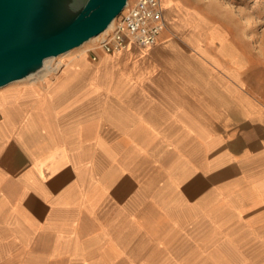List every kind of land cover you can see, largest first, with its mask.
<instances>
[{
    "label": "crops",
    "instance_id": "crops-1",
    "mask_svg": "<svg viewBox=\"0 0 264 264\" xmlns=\"http://www.w3.org/2000/svg\"><path fill=\"white\" fill-rule=\"evenodd\" d=\"M197 18L0 87V264H264V103Z\"/></svg>",
    "mask_w": 264,
    "mask_h": 264
},
{
    "label": "water",
    "instance_id": "water-1",
    "mask_svg": "<svg viewBox=\"0 0 264 264\" xmlns=\"http://www.w3.org/2000/svg\"><path fill=\"white\" fill-rule=\"evenodd\" d=\"M127 0H0V87L103 31Z\"/></svg>",
    "mask_w": 264,
    "mask_h": 264
},
{
    "label": "rangeland",
    "instance_id": "rangeland-1",
    "mask_svg": "<svg viewBox=\"0 0 264 264\" xmlns=\"http://www.w3.org/2000/svg\"><path fill=\"white\" fill-rule=\"evenodd\" d=\"M133 0H130V3ZM178 8L186 11L193 24L189 27L177 25L176 29L168 28V32L172 33H193L196 31V22L203 5L208 9L214 21L217 23L223 19H228L232 23L231 42L234 48L242 52L245 57V70L242 73L243 79L246 80V91L253 100L264 103V0H170ZM178 13V12H177ZM176 16V15H175ZM177 21V19L175 18ZM165 21L169 22L168 19ZM175 21V22H176ZM196 21V22H195ZM209 22V23H208ZM212 26V21L208 19L206 24ZM200 24V23H199ZM201 26V25H200ZM206 26V25H205ZM165 29L164 28L162 29ZM200 31V30H199ZM198 31V32H199ZM210 29H204L205 32ZM200 32L203 33L201 30ZM200 35V34H199ZM99 40L86 44L87 46L76 47L69 50L60 58H55L52 63L57 60L64 62L76 63L77 56L82 53L88 55L96 49ZM94 48V49H93ZM85 56L83 59H85ZM62 59V60H61ZM75 59V60H74ZM74 60V61H72ZM58 72L52 71L49 75L55 77ZM55 75V76H54ZM36 76L23 80H37Z\"/></svg>",
    "mask_w": 264,
    "mask_h": 264
},
{
    "label": "built area",
    "instance_id": "built-area-1",
    "mask_svg": "<svg viewBox=\"0 0 264 264\" xmlns=\"http://www.w3.org/2000/svg\"><path fill=\"white\" fill-rule=\"evenodd\" d=\"M164 26L160 0H133L114 18L111 29L99 40L97 48L114 53L130 43L152 46ZM91 59L96 60V55L92 53Z\"/></svg>",
    "mask_w": 264,
    "mask_h": 264
},
{
    "label": "bare ground",
    "instance_id": "bare-ground-1",
    "mask_svg": "<svg viewBox=\"0 0 264 264\" xmlns=\"http://www.w3.org/2000/svg\"><path fill=\"white\" fill-rule=\"evenodd\" d=\"M130 3V0H127V5ZM160 4H161V7H162V11H163V16H164V18L165 19H168L169 21H171V24L173 25V27L175 28L178 24H177V22H175L176 20H175V18L178 20V15H179V20H181V21H184V20H186V18L187 17H184L183 15H182V13H180V14H178L177 13V8H176V6H175V4H173V2L172 1H170V0H160ZM176 15V16H175ZM113 22H114V19H112L111 20V22L109 23V25L103 30V31H101L100 33H98L97 35H95V36H93V37H91L90 39H88L87 41H85L81 46V48H83L84 49V47L85 46H87L86 44H89V43H91V42H94V41H96V40H100L110 29H111V27H112V24H113ZM226 22V24H224L223 26H228V22L229 21H224V23ZM201 25V26H200ZM199 25V27L201 28V30H203L204 31V29L206 28V24H205V22H201V24ZM176 29V28H175ZM220 32H223V30L221 29V28H219L218 26H215V28H212L211 29V34H212V36H219V34H220ZM96 48H97V46H96ZM94 49V48H93ZM221 49L222 50H228L229 49V47H228V45H224V43L223 44H221ZM68 52V51H67ZM67 52H65V53H67ZM65 53H62V54H60V55H58V56H55V57H48V58H46V59H44V61H43V68L38 72V74H36L35 76V78H37V80H44V81H48V80H51V79H53L54 77L52 76V75H49L52 71H56V72H58L57 70H58V68H60L61 67V70L59 71V72H63V71H65V70H67V69H71V70H73L74 71V69H73V67H72V63L71 62H64V61H59V60H57L55 63H52V61L55 59V58H60L61 56H63ZM84 57V54H82V53H80L78 56H77V58H76V60H78V59H81V58H83ZM62 60V59H61ZM66 73V72H65ZM70 73V72H69ZM68 73V74H69ZM74 73V72H73ZM67 74V75H68ZM66 75V74H65ZM55 76V75H54ZM64 76V75H63ZM33 77V76H32ZM62 77V76H61ZM29 78V77H28ZM58 81V80H57ZM60 81V80H59ZM58 81V82H59ZM63 82V81H62ZM58 85V84H57ZM40 86H42V85H40ZM53 86V85H52ZM56 87V86H55ZM17 88H19V87H17ZM23 88V87H22ZM31 88V87H30ZM39 89V88H38ZM12 89H10V92H8V93H11V92H13V91H11ZM19 90V89H18ZM32 90H34V89H32ZM53 91L55 90V91H57V89L55 88H53L52 89ZM7 91V90H6ZM35 91V90H34ZM40 91V90H39ZM48 91V90H47ZM5 91H3V93H4ZM18 92V91H17ZM81 92H82V90H81ZM1 93V92H0ZM40 93H41V91H40ZM39 93V94H40ZM52 93H54V92H52ZM15 94H17V93H15ZM21 94H23V93H21ZM35 94V93H34ZM38 93H36L35 95H37ZM61 94V93H60ZM28 95H30V94H28ZM52 94L50 93V95L49 96H51ZM24 96V95H23ZM58 96V95H57ZM75 96H77V95H75ZM4 97V96H3ZM7 96H5V98H6ZM21 97V96H20ZM26 97V96H25ZM25 97H22V98H24L25 100H28L27 98H25ZM29 97V96H28ZM46 97H47V95H46ZM80 97V96H79ZM8 98H10V97H8ZM13 98H15V96L13 97ZM36 98V97H35ZM43 98V97H42ZM55 98V97H54ZM74 98V97H73ZM81 98V97H80ZM4 99V98H3ZM19 99H21V98H19ZM50 99V98H49ZM53 99V98H52ZM51 99V100H52ZM17 100H18V98H17ZM24 100V101H25ZM43 100H44V98H43ZM43 100H41L42 102H43ZM21 101V100H20ZM70 101V100H69ZM77 101V100H76ZM39 102H40V100H39ZM29 103V102H28ZM31 103V102H30ZM41 103V102H40ZM71 103V102H70ZM74 103V102H73ZM15 104V103H14ZM14 104H13V106H14ZM19 104V103H18ZM23 104V103H22ZM32 104V103H31ZM39 104V103H38ZM72 104V103H71ZM71 104H70V106H71ZM20 105V104H19ZM68 105V104H67ZM3 106V105H2ZM21 106V105H20ZM38 106H40V105H38ZM70 106H69V108H70ZM5 107V106H4ZM66 107V106H65ZM3 108V107H2ZM63 108V107H62ZM3 109H5V108H3ZM21 109H23V108H21ZM37 109V108H36ZM36 109H34V110H36ZM60 109V108H59ZM68 109V107L66 108V110ZM16 110V109H15ZM61 110V109H60ZM55 111H57V110H55ZM65 111V110H64ZM64 111H61V112H64ZM3 112V111H2ZM5 112V111H4ZM3 112V113H4ZM35 112V111H34ZM58 112H59V110H58ZM30 114V113H29ZM39 114V113H38ZM43 114H44V112H43ZM59 114H60V112H59ZM58 114V115H59ZM6 115V114H5ZM26 115V114H25ZM7 116V115H6ZM22 116V115H21ZM33 116V115H32ZM36 116H38L39 117V115H37L36 114ZM45 116V115H44ZM43 116V117H44ZM25 117V116H24ZM30 117V116H29ZM28 117V118H29ZM38 117H36V118H38ZM42 117V118H43ZM4 118V117H3ZM27 118V119H28ZM79 118V117H78ZM7 119V118H6ZM46 119V118H45ZM5 120V119H4ZM10 120V119H9ZM37 120H39L38 122L40 123V117L37 119ZM65 120V119H64ZM70 120V119H69ZM74 120V119H73ZM30 121V120H29ZM42 121V120H41ZM45 121V120H44ZM43 121V122H44ZM66 121V120H65ZM25 122V121H24ZM24 122H23V124H24ZM72 122V121H71ZM78 122V121H77ZM9 123H11V122H9ZM30 123H31V125H33L32 124V121H30ZM30 123L28 124V126H30ZM45 123V122H44ZM80 123V122H79ZM12 124V123H11ZM68 124V123H67ZM78 124V123H77ZM18 125V124H17ZM20 125V124H19ZM47 128H48V124H47V121H46V123L44 124ZM43 125V126H44ZM48 125V126H47ZM65 125V124H64ZM12 126V125H11ZM22 126V125H21ZM43 126H41L42 128H45V126L43 127ZM13 128V127H12ZM21 128V127H20ZM19 128V129H20ZM31 128V127H30ZM49 128H50V126H49ZM27 129H25V131H26ZM29 130V129H28ZM41 130V129H40ZM47 131V130H46ZM50 131V130H49ZM22 132V131H21ZM20 132V133H21ZM23 132H24V130H23ZM16 133H18V130H17V132ZM27 133V132H26ZM35 133V132H34ZM33 133V134H34ZM45 133V132H44ZM50 133H51V131H50ZM22 134H25V132L24 133H22ZM32 134V135H33ZM51 134H53V133H51ZM29 135H31V134H29ZM44 135H46V133L44 134ZM54 135V134H53ZM52 135V136H53ZM2 136V135H1ZM40 137H43V136H41V134L39 135ZM16 137V136H15ZM17 137H19V136H17ZM21 137V136H20ZM19 137V138H20ZM32 137V136H31ZM34 137V136H33ZM37 136H35V138H36ZM46 137H47V135H46ZM57 137V136H56ZM38 138V137H37ZM54 138H55V136H54ZM23 139V138H22ZM34 140V139H33ZM32 140V141H33ZM36 140H38V139H36ZM46 140V139H45ZM29 141V140H28ZM34 142V141H33ZM36 142V141H35ZM55 142H56V140H55ZM26 143V142H25ZM32 143V142H31ZM47 143H49V142H47ZM30 144V143H29ZM21 145V144H20ZM52 145V144H51ZM55 146H57V145H55ZM25 149V148H24ZM50 149H52L51 147H50ZM56 149H54L53 151H55ZM58 150V149H57ZM23 151H25V150H23ZM59 151V150H58ZM38 152V151H37ZM36 152V153H37ZM32 155V154H31ZM30 155V156H31ZM56 155V154H55ZM34 156H36V155H34ZM38 156V155H37ZM42 157V156H41ZM54 159V157H52V159H51V161ZM59 159H61V157L59 158ZM63 159V158H62ZM55 160V159H54ZM57 160H58V158H57ZM70 160H71V158H70ZM62 161V160H61ZM52 164H51V167H53V169L52 170H54V167H55V164L57 165V163H55V162H51ZM53 163H54V166H52L53 165ZM59 166V163H58V165H57V167ZM19 169V168H18ZM58 169H60V167L58 168ZM19 172V171H18ZM8 173V172H7ZM11 173V172H10ZM13 173V172H12ZM53 173V172H52ZM18 174V173H17ZM25 174V173H24ZM23 173H22V175H24ZM14 175V174H13ZM16 175V174H15ZM65 175V174H64ZM6 176H8V174L6 175ZM25 176V175H24ZM39 176V175H38ZM11 177H13V176H11ZM23 177V176H22ZM22 177H20V178H22ZM18 178V177H17ZM24 178V177H23ZM27 178V177H26ZM62 177H60V179H61ZM7 179V178H6ZM15 179V178H14ZM28 179V178H27ZM3 180V179H2ZM41 180V179H40ZM59 180V179H58ZM57 179H56V182L58 181ZM63 180V179H62ZM8 181V180H7ZM26 181V180H25ZM55 181V180H54ZM18 182V181H17ZM55 182V183H56ZM59 182V184H60V181H58ZM57 182V183H58ZM64 182H65V180H64ZM8 183V182H7ZM20 183V182H19ZM23 183V182H22ZM31 183V182H30ZM62 183H63V181H62ZM61 183V184H62ZM9 184V183H8ZM25 184V183H24ZM10 185H11V183H10ZM9 185V186H10ZM14 184H12V186H13ZM26 186H28L27 184H25ZM25 186V187H26ZM8 187V186H7ZM30 187V186H29ZM28 187V188H29ZM11 188V187H10ZM9 188V189H10ZM13 188H11V190H12ZM26 189V188H25ZM19 190V189H18ZM30 190V189H29ZM28 190V191H29ZM25 191V190H24ZM23 191V192H24ZM7 192V191H6ZM33 192V191H32ZM35 192V191H34ZM13 193H15L16 194V192L13 190ZM18 193H20L19 191H18ZM44 193V192H43ZM14 196V195H13ZM16 196H17V194H16ZM61 202H64V199L61 201ZM72 203V202H71ZM75 203V202H74ZM16 204V203H15ZM18 207V206H17ZM27 210V209H26ZM16 211H17V213H18V209H16ZM15 211V212H16ZM23 211V210H22ZM19 213H21L20 211H19ZM24 213V212H23ZM20 215V214H19ZM24 216V215H23ZM27 217V216H26ZM22 218V217H21ZM23 219V218H22ZM29 226H30V224H29ZM30 228H31V226H30ZM32 229V228H31Z\"/></svg>",
    "mask_w": 264,
    "mask_h": 264
}]
</instances>
